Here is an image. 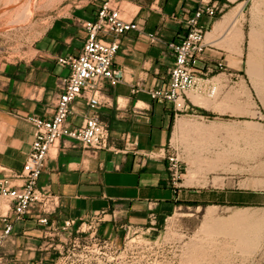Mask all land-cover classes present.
Listing matches in <instances>:
<instances>
[{
    "label": "crops",
    "instance_id": "1",
    "mask_svg": "<svg viewBox=\"0 0 264 264\" xmlns=\"http://www.w3.org/2000/svg\"><path fill=\"white\" fill-rule=\"evenodd\" d=\"M118 1L125 19L140 22L145 33H157L162 41H151L137 30L121 36L114 65L127 70V80L106 86L103 99L109 103L100 108L109 126L110 148L97 151L62 142L53 150L39 179L41 187L60 196L52 224L39 225L37 209L17 222L11 241L0 252V264L52 263L65 241L53 229L68 219L80 221L106 212L99 235L119 244L131 226H148L152 211L157 216L152 229H156L182 206L239 204L251 192L252 188H226L225 176H210L205 162L208 156L201 145L207 130L197 121L210 116L209 103L202 97L212 87L208 81L218 84L216 74H212L217 71V58L224 54L219 38L232 30L241 36L240 19L234 12L241 10L246 0H221L226 4L222 13L215 18L202 17L206 38L211 35L205 57L198 63V75L206 82V89L202 93L189 91L176 104L159 102L149 91L169 83L174 55L167 44L184 36L182 18L193 11L197 0ZM100 6L93 2L73 15L55 19L39 40L37 55L26 63L0 69V165L22 168L35 134L23 115L53 117L60 80L69 75V68L60 65L57 58L80 52L87 31L77 20L96 19ZM233 60L237 66L231 68L230 75L240 71V45L233 52ZM89 114L87 99L79 97L73 102L69 122L80 125ZM170 141L185 165L177 188L168 183L167 160L146 155Z\"/></svg>",
    "mask_w": 264,
    "mask_h": 264
},
{
    "label": "rangeland",
    "instance_id": "2",
    "mask_svg": "<svg viewBox=\"0 0 264 264\" xmlns=\"http://www.w3.org/2000/svg\"><path fill=\"white\" fill-rule=\"evenodd\" d=\"M93 2L104 1L0 0V69L29 61L55 19ZM234 14L241 36L232 30L219 38L218 84L208 81L215 91L199 96L210 116L197 121L207 130L201 145L210 176H225L226 188H252L249 195L212 210L182 206L156 229L131 226L119 244L65 240L50 264H264V0H246ZM239 45L240 71L230 75Z\"/></svg>",
    "mask_w": 264,
    "mask_h": 264
},
{
    "label": "built area",
    "instance_id": "3",
    "mask_svg": "<svg viewBox=\"0 0 264 264\" xmlns=\"http://www.w3.org/2000/svg\"><path fill=\"white\" fill-rule=\"evenodd\" d=\"M225 6L221 0H197L193 11L182 18L186 28L184 36L167 44L174 55L173 65L169 68V83L149 91L155 100L176 104L187 92L194 90L202 93L206 89V82L198 75V63L204 59L207 46V29L201 19L203 16L217 17ZM77 21L87 31V39L78 54L57 58L60 65L69 68V75L60 80L53 117L44 118L32 113L23 115V119L35 128L27 158L19 170L0 165V252L11 241L15 224L32 214L33 210L37 209L39 225L51 226V217L60 206V196L41 187L39 179L53 150L60 143L97 151L110 148V130L102 119L100 108L109 103L103 99L106 86L127 80V70L114 65L121 36L130 30H137L151 41H162L157 33H145L140 22L125 19L118 0H105L96 19L79 18ZM210 91L214 92L215 86ZM79 97L87 99L90 114L82 124L73 125L69 116L73 102ZM134 144L137 142L134 141ZM146 155L165 158L168 183L179 187L185 165L173 142L153 148ZM105 215L106 212H101L80 221L68 219L53 231L64 236L65 240L76 241L89 235L97 242H106L107 239L99 235V224ZM112 215L116 217L115 210ZM156 218V213L152 211L148 230L156 226Z\"/></svg>",
    "mask_w": 264,
    "mask_h": 264
},
{
    "label": "bare ground",
    "instance_id": "4",
    "mask_svg": "<svg viewBox=\"0 0 264 264\" xmlns=\"http://www.w3.org/2000/svg\"><path fill=\"white\" fill-rule=\"evenodd\" d=\"M218 30V29H217ZM214 33V32H213ZM215 34H216V32H215ZM210 35V34H209ZM211 36V35H210ZM196 101V100H195ZM200 101V100H199ZM197 102H198V99H197ZM201 102V101H200ZM204 104V103H203ZM211 208V207H210ZM211 210H212V208H211ZM208 213H210V212H208ZM210 216V215H209Z\"/></svg>",
    "mask_w": 264,
    "mask_h": 264
}]
</instances>
